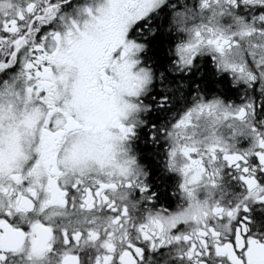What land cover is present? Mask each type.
Segmentation results:
<instances>
[{
	"label": "snow or ice",
	"instance_id": "snow-or-ice-1",
	"mask_svg": "<svg viewBox=\"0 0 264 264\" xmlns=\"http://www.w3.org/2000/svg\"><path fill=\"white\" fill-rule=\"evenodd\" d=\"M61 2L63 0H24L21 7L19 4L14 5L11 0H0V73L18 66L15 72L7 73L12 84L21 79L25 96L49 109L39 128L35 149L37 157L27 174L22 175L11 168H0V195L8 200L7 207L0 210V237L11 231L20 238L17 244L0 243V264H6L9 253L17 255L24 252L23 240L30 235L33 240L30 241L26 259H42L47 253L54 252L56 232L53 223L47 221L55 217H62V222L68 225L58 229L66 250L60 264H81L79 252L68 250L72 246L91 247L95 253L91 257V264H140L144 260L145 246L151 251L181 241L186 246L182 255L188 264H248V253L252 247L258 246V241L249 235L248 224L251 219L246 215L250 212L247 203L238 202L228 209H212L217 218H223L222 213L229 218L224 233L217 231L211 224L206 230L199 228L189 233L184 230L183 221L165 217L164 214L169 210H162L156 215L147 214L143 222L129 226L128 205L122 203L129 200L126 190L135 187L140 193L146 191L142 183H136L134 177L130 178L131 166L136 163L134 157H129L116 171L109 173L86 171L79 161L73 162L69 170H63L57 163L59 149L64 141L69 136L79 135L86 127L84 121L87 116H82L75 105L77 98L89 91L93 83L90 67L98 69L105 79L108 76L105 67H115L124 78L125 90L131 96H136L150 82L151 69L140 68L137 73L130 71L138 63L133 57L146 45L140 39L129 38V30L164 5L166 0H93L76 9L75 18L59 15ZM211 3H219V0H211ZM224 3L233 10L245 5L264 7V0H224ZM209 6L210 0H199L201 9ZM220 15H224V9ZM173 17H179L178 30L189 32L188 38L174 47L176 59L172 63L177 72L187 73L194 66L195 58L207 52L218 71L234 73L238 79L247 82H255L259 78L264 84V13L244 18L236 16L234 20L240 21L241 27L227 34L219 26L213 28L203 24L186 29L184 22L191 17L184 11L175 12ZM57 20L59 27L41 34L44 26ZM172 22L177 23L175 19ZM143 28L149 31L148 36L154 34V29H148L147 24ZM135 32L140 33L141 28L137 26ZM257 40L261 42L257 43ZM82 56H87L92 63L85 66L72 92L67 94L65 90L62 94L60 81L63 76L59 79L57 77L68 67L70 57ZM235 57H239V63ZM9 79L0 81V85L4 86L0 97L12 90ZM220 104L219 99L207 103L203 100L194 102L175 119L166 135H172L171 129H182L190 125L193 113L214 110ZM137 108L136 104H126L118 112L109 113L105 117L107 123L118 129L119 140H126L133 135L134 125L122 123L118 117ZM253 114L254 106L251 103L238 106L234 112H225V115L239 120L252 117ZM261 123L264 124V121ZM249 130L255 140V150L250 155L255 157L256 163L249 164L250 155L247 152L241 154L224 151L223 159L239 172L238 180L246 190L243 200L251 197L254 203L264 204V195L260 194L264 192V183L257 178V172L264 174V129L250 122ZM177 135L180 133L177 132ZM196 151L187 146L181 148L182 154L190 162L181 170L188 176L189 184L198 179L196 175H188L193 163L190 153ZM174 154L175 149L168 150L169 170L175 163ZM212 158L215 159L214 152ZM41 166L48 173L47 184L43 189L45 199L38 198L37 189L40 186L35 181L23 191L14 187L23 184ZM179 187L185 190L186 185L181 183ZM120 189L125 191L117 196ZM21 201L24 202L23 207L20 206ZM129 203L134 209L137 207L136 200H130ZM47 209L55 211L47 212ZM33 211L44 214V221L38 220L27 228L13 227L9 223L14 212ZM84 211L109 214L111 219L103 232L99 226L83 231L70 227L91 224L99 218L93 217L90 220L77 215ZM122 229L125 231L118 237L117 233ZM37 233L43 234L39 250L34 247Z\"/></svg>",
	"mask_w": 264,
	"mask_h": 264
},
{
	"label": "flooded vegetation",
	"instance_id": "flooded-vegetation-1",
	"mask_svg": "<svg viewBox=\"0 0 264 264\" xmlns=\"http://www.w3.org/2000/svg\"><path fill=\"white\" fill-rule=\"evenodd\" d=\"M21 7L24 0H11ZM93 0H63L58 8L60 16L75 18V10ZM224 9V15H220ZM177 11H184L191 19H186L184 27L190 29L200 25L219 26L227 34L235 32L241 27V22L234 20L236 16L252 17L264 13V7L245 5L239 9H231L225 5L224 0L219 3H211L206 9L199 7V0H166L165 4L157 8L143 21L138 22L129 30V38H137L145 43V48L133 57L138 61L130 71L139 72L140 68L151 69V80L136 96L126 92V82L115 67L107 65L105 71L107 79L95 67H90L93 83L89 91L77 98L75 107L82 116H87L84 121L86 127L77 136H69L60 146L57 163L63 170H69L73 162L79 161L86 171L92 173H109L116 171L118 166L129 157H134L136 163L131 166V176L136 183H142L146 191L140 193L135 187L127 189L129 200L123 201L128 205L129 226L143 222L147 214L156 215L162 210H169L164 214L166 218L183 221L185 231L194 233L197 229H207L211 224L217 231L225 232V223L228 217L223 213V218H217L213 208L228 209L238 202L247 203L250 212L251 223L248 224L249 235L255 237L258 246L252 247L248 253V264H264V204L254 203L249 197L243 200L245 188L238 180L239 172L230 167L223 159L224 151L228 153H249L255 150V140L249 130V124L254 123L258 128L264 129V84L259 78L255 82H247L238 79L236 74L227 71H218L207 52L195 58L194 66L187 73L177 72L172 63L176 57L175 44L186 40L189 32L178 30L179 17H173ZM212 17L209 20V17ZM230 16V17H229ZM173 19L177 23H173ZM147 24L148 29H154V34L143 28ZM141 28L140 33L135 28ZM59 27V21L50 22L44 26L43 31H49ZM135 36V37H132ZM148 36L147 40L144 37ZM251 40L253 38H246ZM264 39V38H262ZM261 40H257L260 43ZM244 41L241 42L243 48ZM235 51V49H233ZM239 63V57H235ZM68 67L62 70L57 79L60 81V91L70 94L80 79L86 65L92 62L87 56L70 57ZM18 67V66H16ZM16 67L0 73V81L9 79L8 72H15ZM9 83L12 84L11 79ZM4 86L0 85V92ZM166 97V99H161ZM219 99L221 104L214 110L193 113L191 124L182 129H171L172 135H166L171 124L190 105L198 100L207 103L209 100ZM62 103V101H60ZM251 103L254 106L252 117L239 120L225 112H234L238 106ZM126 104L138 105L137 110L131 111L118 118L122 123H131L133 135L126 140H119L118 129L107 123L105 117L109 113H116ZM49 109L39 104L35 99H28L24 93V85L21 79L12 84L10 93L0 97V136L8 137L11 127L14 140L17 145L12 147L4 144L0 148V168L19 171L27 174L32 162L36 159L35 151L39 138V128ZM177 132L180 135H177ZM187 146L195 148V153H190L191 163L188 175H196L198 179L187 183L188 176L182 173V169L189 165V160L182 154L181 148ZM5 148V149H4ZM11 148V150H8ZM210 148L212 151H210ZM169 149H175L174 166L168 167L167 153ZM213 152L215 159L212 158ZM198 159V162L197 161ZM104 162L103 165L101 162ZM254 156L249 157V164H255ZM47 170L38 168L37 172L27 177L21 185L14 187L23 191L25 187L34 181L39 184L38 198L45 199L43 190L47 184ZM257 178L264 183V174L257 172ZM185 183L182 190L179 185ZM125 191L120 189V192ZM264 195V192L260 193ZM137 201L134 209L130 200ZM8 200L0 195V210L7 207ZM24 206V202H20ZM119 206V203L118 205ZM47 212L55 209H47ZM78 216L92 219L99 217L95 222L73 225L70 227L85 230L89 227L97 228L101 232L108 226L111 217L107 213L78 212ZM239 217H237V220ZM44 221V214L36 211L29 213L14 212L9 218L13 227H25L36 222ZM62 217H55L49 223H53L56 235L54 237V252H49L42 259H26L30 241V235L23 240L24 252L17 255L8 254L6 264H60L61 256L66 251L59 237L58 229L68 225L62 222ZM115 230V229H114ZM130 230V229H129ZM125 230L117 233L119 237ZM18 234L8 231L0 237V243H19ZM43 241V234L37 233L34 247L39 250ZM183 241L168 244L160 249L149 251L144 248V260L140 264H188L182 253L185 250ZM70 251H77L81 257V264H91V257L95 255L89 246H72ZM180 253L181 255H177Z\"/></svg>",
	"mask_w": 264,
	"mask_h": 264
},
{
	"label": "rangeland",
	"instance_id": "rangeland-1",
	"mask_svg": "<svg viewBox=\"0 0 264 264\" xmlns=\"http://www.w3.org/2000/svg\"><path fill=\"white\" fill-rule=\"evenodd\" d=\"M8 130L10 131V134H8V137H5L4 135L0 136V148H2L4 144H6V146L8 147H12L13 144L17 145V140H14L15 139L13 137L14 134H12L13 128L11 130V127H9ZM8 150H11V148H9Z\"/></svg>",
	"mask_w": 264,
	"mask_h": 264
}]
</instances>
